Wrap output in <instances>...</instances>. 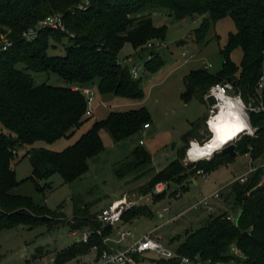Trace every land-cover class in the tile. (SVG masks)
<instances>
[{"label": "trees", "instance_id": "obj_1", "mask_svg": "<svg viewBox=\"0 0 264 264\" xmlns=\"http://www.w3.org/2000/svg\"><path fill=\"white\" fill-rule=\"evenodd\" d=\"M84 2L0 0V44L5 39L13 43L10 49L0 53V231L19 224L43 223L49 229L67 225L72 231L85 226L101 227L96 221L88 223L89 212L86 210L78 209L75 215L81 217H75L72 224L62 213L52 212L32 198L13 194L12 191L22 183L17 179L13 161L17 147H32L38 141L52 144L70 138L86 123L89 119L88 103L81 91L76 90L77 85L85 86L98 80L101 95L144 100L141 78H132L129 67L119 63V54L126 44L137 49L152 39L165 40L166 29L155 27L150 16L142 17L148 8H166L176 20L202 17L200 27L195 30L198 43L206 42L207 34L218 21L232 18L236 32L230 34L228 43L220 50L224 59L222 69L216 75L205 69L192 71L185 79L187 89L181 95L182 99L187 104L195 97L207 102L205 95L214 85L230 80L246 106L264 109V93H257V84L264 70V0H89L88 8L80 10L79 5ZM55 14L62 16L68 34L43 28L33 41L23 37L30 27ZM64 38L70 40L65 55H49L50 41L60 43ZM236 49L243 52L240 66L231 61V54ZM19 64L24 68H18ZM163 64L160 61L148 70L157 72ZM29 71L52 72L68 85H36ZM214 103L211 99L210 106ZM248 114L255 133L254 136L244 135L236 142L237 152L238 155H247L251 147L250 154L255 161L264 157V110L249 111ZM207 120L208 116L192 124V129L182 137L178 158L154 175L144 188L147 192L151 193L161 182L181 184L200 170L210 174L233 160L217 152L210 160L183 164L197 130ZM150 121L151 116L145 108L111 112L63 152L34 148L27 154L33 167L29 179L38 190H42L39 183L55 173L61 174L66 182L80 178L88 172L89 161L105 149L101 137L103 130L108 131L115 142H120L145 129V125L151 126ZM151 163V155L138 148L131 161L121 164L117 174L125 176ZM263 175L264 170L258 168L250 173L246 182L236 181L227 194H222L226 195L225 201L231 202L233 209L237 210L236 219L242 211L238 222L229 220L227 213L210 216L205 225L186 233L173 258L150 259L149 262L181 264L183 258H188L191 263L200 260L201 264H242L230 254L231 248L236 246L247 257L245 264H264ZM164 195L155 196V199ZM145 212L144 207H134L124 214V222L128 223ZM45 215L56 218V222L47 221ZM111 231L107 228L105 235ZM101 242L98 237H94L90 244L75 242L57 254L55 264H66L88 254L93 244L100 245L102 250Z\"/></svg>", "mask_w": 264, "mask_h": 264}, {"label": "rangeland", "instance_id": "obj_2", "mask_svg": "<svg viewBox=\"0 0 264 264\" xmlns=\"http://www.w3.org/2000/svg\"><path fill=\"white\" fill-rule=\"evenodd\" d=\"M141 15L142 17L150 16L155 27L166 29L165 40L152 39L137 49L126 44L119 54V59L126 62L125 66L141 67L140 78L145 93L144 100L136 101L114 95H101L98 91V80H95L93 84L89 83L87 87L91 88L95 94V100L90 106L92 115L72 137L62 138L52 144L38 141L32 147H17L13 167L17 179L22 183L12 193L32 198L38 205L52 212L62 213L66 221L70 223H75V217H81L75 215L78 209L88 211V223H93L102 209L109 207L122 195H127L129 200L139 201L138 207H144L146 212L132 218L125 224V228L131 230L136 237L153 231L156 237H160L159 240L167 248L168 253L175 256L186 233L205 225L210 216L217 217L227 213L236 218L237 214L231 202L225 201L226 195H223V204H225L223 209L217 206L207 211H196L191 210L192 206L219 191L222 185H224L222 193L227 194L231 185L236 182L234 180L251 172L253 164H261L262 158L254 161L250 154L252 148L249 147V156L238 155L236 159L208 174L207 180L204 176L195 174L181 184H169L170 190L159 200H156L153 194H148L150 192L144 188L157 171L163 170L178 158L179 150L183 145V135L192 129L193 123H197L206 116L209 119L212 115L213 105L210 106V100H206L207 94L204 98L207 102L197 97L188 104L183 101L181 95L187 89L186 77L192 71L205 69L206 65H212L209 74L216 75L220 72L224 63L220 50L228 43L230 34L236 32V25L232 18H224L211 27L205 43H198L195 39V30L200 27L202 17L196 19L189 17L185 21L176 20L169 10L161 7L148 8ZM40 22L30 27L25 33L37 31L40 28ZM62 32L68 34L67 30ZM150 43L153 44L152 48L147 47ZM69 44L68 38H64L60 43L50 41L48 54L64 56L65 47ZM242 57V50L236 49L231 54V61L240 66ZM129 59L132 62H128ZM160 61L164 62L160 70L157 72L148 70ZM17 67L24 68L23 64ZM28 73L36 85H68L60 76L52 72L29 71ZM141 108H145L151 116V129H142L120 142H115L110 133L103 130L101 137L105 149L89 161V170L82 177L66 182L61 174L55 173L39 183L42 190H38L36 184L29 179L33 174V167L27 154L32 149L45 148L53 152H63L89 131L94 123L105 120L111 112H128ZM217 112L218 110H215V114ZM247 115H249L248 112ZM252 131L255 132L253 128ZM250 134V131L245 132L235 140V144L244 135L250 136ZM211 138L212 134L205 122L203 127L197 130L196 139L192 142L204 145ZM138 148L144 149L151 155V165L143 166L138 171L125 176H119L117 171L121 164L131 161L133 153ZM188 151L182 161L185 166L193 162H186ZM202 160H210V158L194 162ZM256 161L257 163H254ZM192 179H195L198 184L192 183ZM176 190L182 192V196L178 199L173 196ZM141 196L145 197L141 199ZM165 208L168 209L167 212H164ZM162 215L163 217H160ZM44 217L51 223L56 222V218L46 215ZM85 228L86 226L80 229L79 236ZM72 232L67 225L49 229L45 223L32 226L19 224L4 229L0 231V264H55L57 254L73 246L78 239L72 235ZM230 254L245 264L247 257L239 248L233 246ZM82 255L78 258L86 257L87 254ZM150 258L157 260L160 257L151 254ZM75 260L66 264H71ZM191 264H201V262L199 260Z\"/></svg>", "mask_w": 264, "mask_h": 264}, {"label": "built area", "instance_id": "obj_3", "mask_svg": "<svg viewBox=\"0 0 264 264\" xmlns=\"http://www.w3.org/2000/svg\"><path fill=\"white\" fill-rule=\"evenodd\" d=\"M89 6V1H86L84 4L79 6L80 10H86ZM43 28H50L54 30H61L65 31V24L62 19V16L59 14H55L52 16L47 17L43 21L40 22V28L37 31H31L32 33H24L23 37L27 41H33L37 35V32ZM153 44H148V48H152ZM13 46V43L5 39L0 44V53L5 52ZM186 56V54H183ZM128 62H132L131 59ZM119 63L122 66H125V61L119 60ZM212 68V65H206L205 70L209 71ZM140 70L141 67L136 65H132L129 68L130 74L134 80L140 79ZM76 90H80L81 93L87 100L88 103V111L87 115H92V110L90 106L95 100V94L91 88L87 86H76ZM235 93V94H233ZM257 93L262 95L264 93V70L262 77L260 78L257 84ZM213 99L215 103L212 106L211 110V117L215 114V110H218V107L224 101V99L238 101L242 104L244 112L247 114L249 111H261L264 110L263 107L255 109L250 106H246L242 100L240 94L235 92L234 84L230 81L222 84L214 85L207 93L206 100ZM248 119H249V115ZM210 117V118H211ZM209 118V119H210ZM209 119L207 120L206 124L209 128ZM249 121V120H248ZM250 124V123H249ZM251 127V125H250ZM149 125H145V129H149ZM252 128V127H251ZM247 132V131H246ZM245 133V132H244ZM243 133V134H244ZM254 133L251 129V136H254ZM142 144V142H141ZM194 142H191V147ZM190 147V148H191ZM249 156V154H247ZM193 161V162H192ZM196 160H190L189 158L186 159V162L195 163ZM198 162V161H197ZM264 170V157L263 163L261 167ZM256 168V169H258ZM256 169H253L248 174L241 176L240 178L234 181H240L241 183L246 182L250 173L254 172ZM198 175H202L205 179H208V174L204 171L200 170L197 172ZM262 184H264V175L262 178ZM170 190V186L166 182H161L155 185L152 192L149 194H153L154 196L166 194ZM173 196L175 199H178L182 196L181 191H174ZM145 196H141L143 199ZM222 199V190L215 192L213 195L205 198L203 200L198 201L194 204L191 210L196 211H203V210H211L213 204ZM140 206L139 201L129 200L127 195H122L116 202L112 203L109 207L102 209L96 217V222H98L101 227L98 229H93L91 226H87L85 230L82 232V235L79 236L78 232L80 230H75L72 232V235L78 237L76 240L77 243L82 244H90L91 240L94 237H98L102 239V250L100 249V245L93 244L90 247L89 253L86 257H81L73 261L71 264H151L149 262L150 255L155 254L160 258L170 259L173 258L174 255L168 253L167 248L160 242L159 238L156 237L155 233L149 232L140 237H136L135 234L125 228V222L123 216L127 211L133 209L134 207ZM168 209L165 208L164 212H167ZM229 220L235 221L236 218L228 216ZM74 224V222H72ZM110 228L112 231L109 235H105V230ZM191 261L188 258H183L181 264H190Z\"/></svg>", "mask_w": 264, "mask_h": 264}, {"label": "bare ground", "instance_id": "obj_4", "mask_svg": "<svg viewBox=\"0 0 264 264\" xmlns=\"http://www.w3.org/2000/svg\"><path fill=\"white\" fill-rule=\"evenodd\" d=\"M239 117L240 120H242L247 127L240 131L237 132L236 135L231 136L222 142L219 143V147L214 149L211 153V155H206L204 157H200L196 160H201V159H211V157L219 152L224 146L229 144L232 141H235L239 136H241L244 132L250 131L251 132V127L248 121V116L244 112L243 106L240 102L234 101V100H229V99H224V101L221 103V105L218 107V112L214 114L210 119H209V131L212 134V138L210 139L209 142H207L204 145H200L198 143H195V145L198 148H205V146L209 143H211L213 140L217 138L219 134H221V130L227 131V129L231 126L234 125L236 122V118ZM193 145L189 149L188 153L193 150ZM191 160V159H190Z\"/></svg>", "mask_w": 264, "mask_h": 264}, {"label": "clouds", "instance_id": "obj_5", "mask_svg": "<svg viewBox=\"0 0 264 264\" xmlns=\"http://www.w3.org/2000/svg\"><path fill=\"white\" fill-rule=\"evenodd\" d=\"M246 127L247 125L242 120H240L239 117H237L234 125H231L227 129V131L222 129L221 134H219L217 138L213 140L211 143L207 144L205 148H198L195 145H193V150L188 153V158L191 160H196L200 157L211 155L212 151L219 147L220 142L231 136L236 135L237 132L244 130Z\"/></svg>", "mask_w": 264, "mask_h": 264}, {"label": "water", "instance_id": "obj_6", "mask_svg": "<svg viewBox=\"0 0 264 264\" xmlns=\"http://www.w3.org/2000/svg\"><path fill=\"white\" fill-rule=\"evenodd\" d=\"M230 81V80H229ZM220 153L224 155H228L229 157L236 159L238 157V152H237V145L235 144V141L230 142L226 146H224L220 151ZM242 211L239 212L236 222H238L241 218Z\"/></svg>", "mask_w": 264, "mask_h": 264}, {"label": "crops", "instance_id": "obj_7", "mask_svg": "<svg viewBox=\"0 0 264 264\" xmlns=\"http://www.w3.org/2000/svg\"><path fill=\"white\" fill-rule=\"evenodd\" d=\"M186 20V19H185ZM185 20H183V21H185ZM119 60H121V59H119ZM89 84H86L85 86H88ZM151 127H152V125L150 126V128L149 129H151ZM149 129H145V130H149ZM254 163H257V161L256 162H254ZM262 163H263V158L261 159V164H253L254 165V167L252 168V170L253 169H256V168H258V167H261L262 166ZM157 172H159V171H157ZM248 174V173H247ZM244 175H246V174H244ZM243 175V176H244ZM191 182L192 183H194L195 185H197L198 184V182L195 180V179H192L191 180ZM222 188L224 187V185H222L221 186ZM221 188V189H222ZM220 189V190H221ZM223 194V193H222ZM117 201V200H116ZM116 201H114V202H116ZM113 202V203H114ZM218 206V208H222L223 209V207H225V204H223V195H222V199L221 200H218V201H216L214 204H213V206H212V208L214 209V207H217ZM218 208H215V209H218ZM205 211H207V210H205ZM204 211V212H205ZM226 211V210H225ZM185 214V213H184ZM160 217H163V215L162 216H160ZM178 218V217H177ZM177 218L175 219V220H177ZM202 227V226H201ZM82 231H84V229L82 230ZM159 239H160V237H158Z\"/></svg>", "mask_w": 264, "mask_h": 264}]
</instances>
